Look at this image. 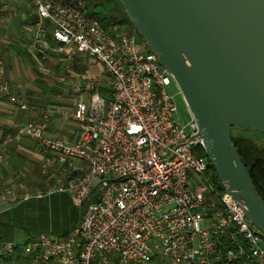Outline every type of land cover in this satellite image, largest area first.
Returning a JSON list of instances; mask_svg holds the SVG:
<instances>
[{
  "label": "built area",
  "instance_id": "obj_1",
  "mask_svg": "<svg viewBox=\"0 0 264 264\" xmlns=\"http://www.w3.org/2000/svg\"><path fill=\"white\" fill-rule=\"evenodd\" d=\"M27 1L38 16V52L46 54L51 37L56 52L75 49L91 57L106 72L111 91L109 100L95 94L77 105L76 142L47 136L48 113L21 130L41 152L55 157L64 181L0 203L57 194L68 195L78 208L90 202L67 236L41 234L24 244L36 262L264 264V235L247 218L242 202L209 178L197 121L190 112L188 123H182L171 72L137 35L120 26L103 27L89 15V7L101 0ZM8 91L9 84L2 82L0 92ZM10 101L28 109L15 97ZM16 247L0 245V256Z\"/></svg>",
  "mask_w": 264,
  "mask_h": 264
},
{
  "label": "water",
  "instance_id": "obj_2",
  "mask_svg": "<svg viewBox=\"0 0 264 264\" xmlns=\"http://www.w3.org/2000/svg\"><path fill=\"white\" fill-rule=\"evenodd\" d=\"M173 75L220 182L264 235V200L232 130L264 134V0H120Z\"/></svg>",
  "mask_w": 264,
  "mask_h": 264
},
{
  "label": "crops",
  "instance_id": "obj_3",
  "mask_svg": "<svg viewBox=\"0 0 264 264\" xmlns=\"http://www.w3.org/2000/svg\"><path fill=\"white\" fill-rule=\"evenodd\" d=\"M7 3L16 4L19 10L11 12L4 6ZM2 6L7 8L9 17ZM15 17L21 18L20 24H15ZM37 22L36 10L29 1L0 0V84H9L8 93L0 92V202L57 183V170H45V165H50L49 156L47 158L39 150L34 140L21 133L27 123L40 121L48 113L47 136L76 142L80 127L73 119V113L77 105L89 103L95 94L108 99L111 93L107 76L101 79L94 75L99 72L106 75L104 70L91 72L82 62L76 63L73 59L75 53L79 61L89 56L75 49L58 53L51 37L50 49L42 56L34 42ZM47 27L52 30L50 24ZM127 32L137 35L135 30ZM88 85L92 86L91 91L87 89ZM77 88L81 90L77 91ZM88 95L91 96L86 101ZM11 97L25 103L28 109H20L10 101ZM23 203H0V215ZM14 244L17 245L15 251L3 253L0 264H39L24 247L26 236L22 230H17Z\"/></svg>",
  "mask_w": 264,
  "mask_h": 264
},
{
  "label": "trees",
  "instance_id": "obj_4",
  "mask_svg": "<svg viewBox=\"0 0 264 264\" xmlns=\"http://www.w3.org/2000/svg\"><path fill=\"white\" fill-rule=\"evenodd\" d=\"M101 9L103 11H100ZM89 15L98 20L103 27L128 26L135 29L120 0H101L98 4L89 7ZM138 37H140V39L138 38L139 42L145 45L142 37L140 35ZM232 140L257 191L264 200V134L233 129ZM199 153L207 157L204 150ZM208 176L215 185H221L211 165L209 166ZM70 205L73 204L68 195L57 194L50 198L25 202L19 207L1 214L0 245L14 243L17 230L24 232L26 243L36 240L41 234H51L59 238L67 236L80 224L86 213L84 211L77 216L76 224L73 227L62 230L53 215Z\"/></svg>",
  "mask_w": 264,
  "mask_h": 264
},
{
  "label": "rangeland",
  "instance_id": "obj_5",
  "mask_svg": "<svg viewBox=\"0 0 264 264\" xmlns=\"http://www.w3.org/2000/svg\"><path fill=\"white\" fill-rule=\"evenodd\" d=\"M4 6L8 7V10L11 9V12L19 10V7L16 4H15V6H13L11 3H7ZM4 6H2L1 8L3 9V12H7L6 11L7 8ZM100 11H103V9H101ZM7 13H5V14H7ZM7 15L9 17V13ZM4 17H6V16H4ZM14 21L16 22L15 24L18 25L21 23L20 22L21 18L15 17ZM122 29L123 30L127 29L130 31L135 30L134 28L128 27V26H123ZM137 36H139L138 33H137ZM138 38L140 39V37H138ZM73 59H75L76 63L82 62V64H84L91 72L95 73V72H99L101 70H104L100 65H98L96 63V61L94 59H92L90 57H86V59L79 61V59L77 58V53H75L73 55ZM94 75L98 76V78L100 77L101 79L106 78V75L104 73L101 74L99 72V73H95ZM59 85H60V83H59ZM171 91L175 95V100H176L180 119H181L182 123L187 124L188 120L190 118V110H189V108L185 102V99H184V97H183V95H182V93H181V91H180V89L176 83H173ZM90 96L91 95H88L87 98H85V100L88 101L90 99ZM47 158H48V155H47ZM49 159H50V161H49L50 165H45V170H47V172L49 170H51V171L57 170L56 171L57 174H56V178H55L56 182L58 183L59 180L64 181L62 166L54 161V159H55L54 156L49 155ZM75 163L77 165L79 164L78 161H76ZM60 174H62V175H60ZM59 175H60V179H59ZM89 204H90V202H87L86 204H84L83 208H78L74 205H70L68 207L62 208L59 212H56L54 215L53 214L52 215L54 216V219L59 223L62 230H68L76 224L77 216L82 214L84 211H86Z\"/></svg>",
  "mask_w": 264,
  "mask_h": 264
}]
</instances>
